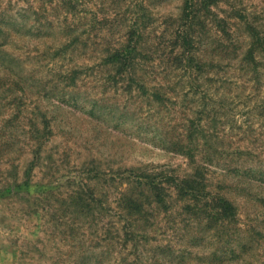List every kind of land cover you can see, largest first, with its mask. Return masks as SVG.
<instances>
[{
	"label": "rangeland",
	"instance_id": "1",
	"mask_svg": "<svg viewBox=\"0 0 264 264\" xmlns=\"http://www.w3.org/2000/svg\"><path fill=\"white\" fill-rule=\"evenodd\" d=\"M77 2L65 13L60 0H0V179L51 191L38 206L24 193L0 197V264H264V72L243 78L234 49L198 76L186 71L174 36L183 0ZM217 8L264 26V0ZM134 24L138 82L126 94L103 60ZM202 31L194 52L211 58ZM139 82L165 84L170 101L159 104ZM204 104L213 111L200 122L216 133L207 144L184 128ZM130 172H198L209 202L224 196L234 216L189 219L182 206L197 200L177 197L169 181L163 193L173 207L162 209L150 191L148 221L129 229L142 235H127L116 212Z\"/></svg>",
	"mask_w": 264,
	"mask_h": 264
},
{
	"label": "trees",
	"instance_id": "2",
	"mask_svg": "<svg viewBox=\"0 0 264 264\" xmlns=\"http://www.w3.org/2000/svg\"><path fill=\"white\" fill-rule=\"evenodd\" d=\"M183 1L182 14L175 26L174 36L176 39L175 44H177L182 51L179 58L181 57L185 62V70H194L196 71V76H198L199 74H202L203 70H210L211 68L220 65L219 62L228 60L230 53L234 49L235 53H238V51L241 50L237 70L242 72L243 78L250 77L248 78L249 81L252 79L259 80L260 72H264L263 24H257L254 20H249V18L245 19L238 15L235 16L237 17V20L232 18V16H220L217 8L218 0ZM60 2L62 5H65V13L77 10V0H60ZM236 12L241 11L236 10ZM238 19H244V22H236L239 21ZM240 28L244 29L242 33H239ZM202 30H204V32L207 30L210 38L209 42L207 36V42H205V45L207 44L208 48H211V58H202L199 55L197 56L194 52L197 50V45L200 46V44H204L203 38L200 36L203 33ZM199 33L201 34L199 35ZM122 37L123 38L121 42L118 43L117 48L107 54L103 63L107 65L109 64L113 67L115 73L114 75L109 76L111 77L110 80L114 81L113 83L117 84V86L118 83L121 82L122 85L120 89L128 94L132 89L134 80L138 82L134 76L136 72L135 66L137 64V57L141 55L139 49L141 42L139 27L135 26V24L129 26ZM221 58L223 60H220ZM223 79L225 81L230 80L228 77H224ZM139 83L137 84L138 88L146 89L148 92L151 91L149 93L150 97H152L153 100L158 101L159 104L163 105L165 100L170 101V96L168 94L169 91H167L168 88L165 84L161 83L156 87L149 86L144 82ZM164 88H166L165 91H162ZM207 106V104H204L203 108L198 110L197 120L187 118L186 124L184 125V128L187 129L188 138H198L199 142L203 140L204 144L209 142L208 138L210 137L208 136H214V134H216L214 132L215 130H206L205 126L200 122L203 118L202 115L205 113L211 115V112L213 111V109L207 108ZM188 108L192 109L191 107ZM214 119L216 120L217 118L214 117ZM210 133L212 134L210 135ZM199 135L201 136L199 137ZM173 145L176 147L178 144L174 143ZM180 147H182V149L184 148L182 150L184 153L190 155L191 147L188 148V146L185 145ZM11 177L12 176H5L0 179V184H2V187L0 186V197L17 194L20 196V194L24 193V199L26 200L27 205L31 204L38 206L37 203L39 202L37 201L39 198L45 200L48 198L49 194H51V191L44 188L43 185V187L32 192V190H30L32 183H29L28 180L18 183L15 179L13 182H10L12 179ZM127 177L128 179L133 180L128 181V183H130V188L123 190L120 195L118 199L120 210L116 212L117 214L119 213L120 220L126 223L125 226L126 229H128L126 232L127 235H132L133 237L142 235V233L137 234L138 232L129 229L133 226L130 224H133L134 221H148L146 217L151 212L144 209V198L148 199V197H150V195H148L150 191L152 192L151 195L154 196L155 201L162 209L166 211L173 207L172 204L168 205L165 201V196L167 194L165 195L163 193L165 190L164 185L169 181H171L169 183H173L177 197L182 198L187 196L191 199L197 200V203L194 205L186 204L182 206L183 211L187 214L189 219H197L196 222L202 223L205 222L203 218H206L207 221H212L218 224L221 222L224 223L227 219L229 220V217L234 216V208L224 196L216 193L212 196V203L209 202L208 197L203 192L204 189L203 186H201L202 182L198 180L199 178H202L198 172L188 177V179L167 176L164 172H160L157 176L146 174V172H130ZM202 198H204V202L202 201ZM212 204L213 208L210 207ZM149 205L150 204H148V206ZM156 229L158 230V228ZM158 231L160 235L164 234L163 228H159ZM146 234H144L143 237H145ZM163 250L172 254V250L166 246L163 247Z\"/></svg>",
	"mask_w": 264,
	"mask_h": 264
}]
</instances>
